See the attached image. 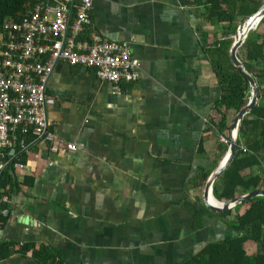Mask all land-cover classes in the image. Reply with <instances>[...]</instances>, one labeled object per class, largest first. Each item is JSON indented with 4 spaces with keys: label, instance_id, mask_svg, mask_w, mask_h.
Wrapping results in <instances>:
<instances>
[{
    "label": "crops",
    "instance_id": "0c3cea01",
    "mask_svg": "<svg viewBox=\"0 0 264 264\" xmlns=\"http://www.w3.org/2000/svg\"><path fill=\"white\" fill-rule=\"evenodd\" d=\"M202 14L193 0H92L86 33L128 42L138 79L116 95L91 69L54 64L47 131L80 147L54 154L30 141L16 156L22 169H3L0 264H42L39 248L60 264H179L235 236L230 223L247 204L229 215L202 204L234 117L220 136L207 50L221 30Z\"/></svg>",
    "mask_w": 264,
    "mask_h": 264
},
{
    "label": "built area",
    "instance_id": "2783aa9c",
    "mask_svg": "<svg viewBox=\"0 0 264 264\" xmlns=\"http://www.w3.org/2000/svg\"><path fill=\"white\" fill-rule=\"evenodd\" d=\"M91 6L92 0H34L18 20L2 22L0 174L11 163L15 169H22L16 156L30 141L46 143L47 151L54 154L80 147L47 131V109L54 101L45 94V85L54 64L91 69L116 95L122 94V84L138 79L139 65L130 56L128 42H112L86 33ZM239 149L246 151L243 146ZM0 213L5 216L6 210Z\"/></svg>",
    "mask_w": 264,
    "mask_h": 264
},
{
    "label": "trees",
    "instance_id": "16d2710c",
    "mask_svg": "<svg viewBox=\"0 0 264 264\" xmlns=\"http://www.w3.org/2000/svg\"><path fill=\"white\" fill-rule=\"evenodd\" d=\"M203 9L205 21L221 30L208 48L210 65L219 88V97L214 103L218 120L213 124L216 132L224 135L228 130L227 115L233 116L246 104L249 88L243 74L234 68L227 58V50L237 25L254 13L260 3L257 0H193ZM34 0H0V26L5 19L18 20L32 5ZM264 25V17L259 23ZM243 58L240 60L245 70L253 78L258 101L239 122L236 136V150L220 174L218 183L212 187V196L217 200H231L254 190L264 191V33L249 32L242 45ZM238 57V56H237ZM213 58V59H212ZM227 141V135L223 136ZM246 151L242 152L239 147ZM219 146L218 149H224ZM248 175H241L244 170ZM255 171L257 173H255ZM206 176H201L204 181ZM247 208L235 214L230 223L235 236L223 242L204 247L198 254L179 264H264V198H252L246 202ZM230 210L225 212L229 215ZM246 242L257 246V252L247 256L244 252ZM32 256L42 264H60L47 248H39Z\"/></svg>",
    "mask_w": 264,
    "mask_h": 264
},
{
    "label": "water",
    "instance_id": "95a60500",
    "mask_svg": "<svg viewBox=\"0 0 264 264\" xmlns=\"http://www.w3.org/2000/svg\"><path fill=\"white\" fill-rule=\"evenodd\" d=\"M264 17V2L258 9L243 19L236 27L234 34L232 36V41L227 50V58L229 63L236 69H238L244 76L247 81L249 88V97L246 104L234 115L228 131L227 137V148L226 151L218 162L213 171L206 177L204 186L202 189V204L203 206L216 214H222L227 210L234 208L235 206L246 202L252 198L261 197L264 198V191L262 190H254L247 192L239 197L233 198L227 201H217L212 196V185L215 179L226 169L228 164L230 163L235 150H236V136H237V128L240 120L250 112V110L255 106L258 101V90L253 78L250 74L245 70L241 61L237 57L238 49L243 45L244 40L247 37V34L250 31H254L256 26L260 23L262 18ZM209 198L213 199L218 205H213L209 202Z\"/></svg>",
    "mask_w": 264,
    "mask_h": 264
},
{
    "label": "rangeland",
    "instance_id": "374dc122",
    "mask_svg": "<svg viewBox=\"0 0 264 264\" xmlns=\"http://www.w3.org/2000/svg\"><path fill=\"white\" fill-rule=\"evenodd\" d=\"M263 1L264 0H257V2L258 3H263ZM263 29V25H258V27L256 28V30H255V32H260V30H262ZM218 37L220 38V36H221V32L220 31H218ZM232 36L233 35H231V36H228L227 38H230L231 39V41H232ZM217 38V37H216ZM237 56L240 58V59H242L243 58V47L241 46L239 49H238V51H237ZM221 141V140H220Z\"/></svg>",
    "mask_w": 264,
    "mask_h": 264
},
{
    "label": "bare ground",
    "instance_id": "6f19581e",
    "mask_svg": "<svg viewBox=\"0 0 264 264\" xmlns=\"http://www.w3.org/2000/svg\"><path fill=\"white\" fill-rule=\"evenodd\" d=\"M258 26V25H257ZM256 26V27H257ZM209 202L211 203V204H213V205H218L215 201H213V199H211V198H209Z\"/></svg>",
    "mask_w": 264,
    "mask_h": 264
}]
</instances>
